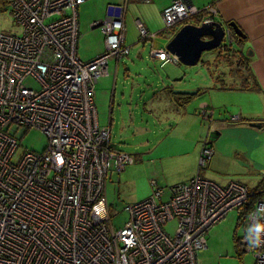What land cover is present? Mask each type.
I'll return each instance as SVG.
<instances>
[{
  "label": "built area",
  "instance_id": "built-area-1",
  "mask_svg": "<svg viewBox=\"0 0 264 264\" xmlns=\"http://www.w3.org/2000/svg\"><path fill=\"white\" fill-rule=\"evenodd\" d=\"M86 1L12 0L22 34L0 32V264H200L207 232L252 203L251 189L239 181L220 186L197 171L165 198L152 180L153 195L128 204V220L114 229L108 175L134 159L111 146L110 129L99 125L94 102L110 59L130 54L124 41L126 5L109 4L105 19L91 24L101 28L105 51L82 61L78 9ZM171 3L162 14L166 29L192 18L216 21L212 6L198 10L184 0ZM136 24L141 41L156 37L140 20ZM233 36L228 32L225 42ZM152 55L163 65L179 62L170 52ZM29 79L38 89L26 84ZM33 128L47 136L48 146L13 161L19 136ZM202 148L203 170L214 150L208 142ZM250 207L240 245L264 264V196ZM171 221L173 236L164 229Z\"/></svg>",
  "mask_w": 264,
  "mask_h": 264
},
{
  "label": "rangeland",
  "instance_id": "rangeland-1",
  "mask_svg": "<svg viewBox=\"0 0 264 264\" xmlns=\"http://www.w3.org/2000/svg\"><path fill=\"white\" fill-rule=\"evenodd\" d=\"M122 1L124 0H87L79 6L78 31L80 32V38L78 56L82 61H89V59L105 49L104 35L102 30H100L101 28L92 29L91 24L105 19L109 4H118V2ZM128 4L129 11L126 13L127 41L138 44L131 48L128 56L120 60L117 73L114 66L116 59H110L108 65L109 74L99 78L94 102L98 112L99 125L107 127L110 119L113 121L112 126H110L111 137L109 138L111 139V146L118 150L120 149L119 151L127 153L134 159L133 164L127 165L123 171H116L112 168L108 175L107 200L109 213L112 218L111 224L115 230L122 228L123 223L128 220V213L125 212V207L128 204L141 202L153 195L152 180L157 181L158 179L157 186L164 190L165 198L170 197L171 185L159 182L162 180L160 177L163 173H176L172 169L178 167V165H166L164 168L166 171H162L161 164H158L156 159L160 156H171L168 148L173 146L175 142H179V139L172 135L168 137V131L165 128L160 129V125L156 123V120L149 119L148 115L137 111L138 100L135 98L134 93L136 94L135 89H137L140 79L136 76L137 73H142L140 71L142 67L150 66L148 59L150 43H142L135 21L140 19L143 13L151 16L153 10L148 6L144 7L145 4H141L138 0H128ZM197 24L199 25L201 22L198 21ZM165 26L166 24L163 21L162 28L165 29ZM0 32L4 34H22L21 29L14 22L11 10L0 15ZM140 53L141 55H139ZM214 55V52L204 54L200 63ZM192 68L194 69L184 64L180 66L182 72L185 70H193L195 72L200 69V67ZM25 82L28 86L38 89L34 80L29 79ZM115 88L116 94L114 96ZM132 90H134V93H132ZM175 95L176 97H182L178 94ZM229 101L231 102V100H226L227 103ZM128 104L132 106L133 113H131V109L129 111ZM222 109L223 107L213 111H216L217 115H225L231 111L227 110V108ZM167 114L171 117H169L170 121H173L172 119L176 117L173 113ZM232 119L238 121L236 118ZM202 122L206 124L205 121ZM152 133H155V137L151 135ZM198 134L199 129L192 134V137H197ZM240 136H243V134L232 130L228 134H222L220 140L213 146L216 156L215 162L213 160L205 170L201 171L199 170L198 162L197 171H200L203 173L202 175L211 180L240 181L248 184L250 189L256 187L263 178L261 174L263 170L261 169L264 168V158L257 154L253 155V152L248 150L251 144L249 143V137L247 140V134L244 133L243 140L239 138ZM19 139V147L13 161H17L28 150L42 152L49 143L47 136L35 128L26 132L23 131ZM204 139L205 136L202 138V142ZM206 142L204 141L203 144ZM154 143L156 146H153ZM150 159L153 160L148 162ZM183 169L180 172H183ZM157 173L161 176H158ZM239 217H241L239 210L231 211L207 232L206 245L208 247L204 253L198 256L200 264H257L254 255L248 252L245 253L242 245L237 246L235 244L234 236L244 238L248 233L246 217L241 220L240 225ZM164 229L168 235L173 236L176 230V222H169Z\"/></svg>",
  "mask_w": 264,
  "mask_h": 264
},
{
  "label": "crops",
  "instance_id": "crops-1",
  "mask_svg": "<svg viewBox=\"0 0 264 264\" xmlns=\"http://www.w3.org/2000/svg\"><path fill=\"white\" fill-rule=\"evenodd\" d=\"M138 1L141 4H145L144 7L152 8L153 14L151 16L153 17L143 13L140 19L137 20H140L151 34H156V37L146 41L150 43L148 53L150 66H144L140 69L142 73L139 72L136 76L140 79L137 89H135L136 94L132 90L138 100L137 111L148 115L149 119L156 120V123L160 125V129L165 128L168 131V137L172 135L179 139V142H175L173 146L168 148L171 156H160L156 159V162L161 164L162 171H166L164 169L166 165H178V167L172 169L178 174L170 172L169 174L163 173L161 176L158 172V176H161L160 178L162 179L159 182H164L165 185H171L172 187L173 184L175 186L176 184L190 181L198 173L196 168L203 149V142L207 141L208 145L214 150L213 146L217 144L222 134H228L231 130L243 134V136L239 137L241 140L244 139V133L247 134V140L249 137V143L251 144L250 146L248 145V150L252 151L253 155L257 154L264 158V0H184V2L198 8V10L212 6L217 11V22L221 23L225 28H228V24L235 23L243 32V41L234 36L235 41L232 48H230V53L236 54L234 62H237L240 58L247 62L252 73V76L248 78L247 85L249 87L257 85L258 88L254 90L250 88L246 90L222 88L223 84L239 86L240 81L245 77H242L243 75L241 76L240 73H233L236 69L238 71V68L235 67L238 66V63L231 65L230 62L225 61V51L221 52L220 49L214 52L215 55L213 57L202 61L203 63L198 62L195 66H189L191 69H194L192 67H200L195 72L193 70L182 72L180 69L182 64L179 62H166L163 65L164 62L154 57L152 51L167 52V45L180 29L177 26L172 29L162 28L163 11L174 0ZM118 4H125L126 13L129 11L128 0L118 2ZM126 15L124 16L125 26ZM198 21L197 18H192L187 23L197 24ZM136 29L138 30L137 25ZM127 34L128 31L126 29L124 41L130 47L131 52V48L138 43H129ZM146 42L142 41V43ZM104 50L89 59V61L103 54ZM115 62V72L117 73L121 61L116 60ZM178 90H192L197 91L198 94L190 98L189 104L183 105L181 104V99L185 98V96L176 97L175 92ZM115 94L116 88L114 89V96ZM226 100H231V102L227 103ZM112 104L114 105L113 102ZM127 106L129 111L130 109L132 110L130 104ZM222 107L223 109L231 110L230 113L217 115L216 111H213ZM203 110L208 112L209 116L207 118L202 117L201 113ZM131 113H133V110ZM167 113H173L176 116L172 119L173 121H170L171 117ZM232 118H237L238 121H234ZM201 121H205L206 124L201 123ZM112 123L113 121L110 119L109 126H107L110 129V137V126H112ZM195 124L198 128L197 126L195 127ZM197 129H199V134L193 138L192 134ZM151 135L155 137V133ZM204 136L205 139L202 142ZM153 146H156L155 143ZM215 158L214 151V157L211 162L213 160L215 162ZM151 160L153 159L148 160V162H151ZM181 169L184 171L180 172ZM261 170H263L261 173L263 178L251 190L258 189V192H264V168ZM203 176L206 177L205 175ZM212 181L220 186H225L230 182L223 179ZM155 182L158 184V179ZM245 185L248 186V184Z\"/></svg>",
  "mask_w": 264,
  "mask_h": 264
},
{
  "label": "water",
  "instance_id": "water-1",
  "mask_svg": "<svg viewBox=\"0 0 264 264\" xmlns=\"http://www.w3.org/2000/svg\"><path fill=\"white\" fill-rule=\"evenodd\" d=\"M193 5V4H192ZM99 27H96L97 29ZM235 37L244 40V34L235 23L228 24L225 28L217 21L204 22L201 24H184L167 45V52L177 57L179 63L186 66H195L201 62L204 54L221 50L225 47L228 32ZM233 36V37H234ZM234 40L228 39V44L233 45ZM176 94L193 97L198 94L192 90H178ZM255 126V125H254ZM260 127V125H258Z\"/></svg>",
  "mask_w": 264,
  "mask_h": 264
},
{
  "label": "trees",
  "instance_id": "trees-1",
  "mask_svg": "<svg viewBox=\"0 0 264 264\" xmlns=\"http://www.w3.org/2000/svg\"><path fill=\"white\" fill-rule=\"evenodd\" d=\"M11 3H12V0H0V15L6 13L7 11L11 10ZM239 39V38H238ZM240 40V39H239ZM232 48V45L230 44H227L225 45V47L221 48V52L222 51H225V61H228L230 62L231 65H233L234 63H238V66H235L238 68V71L237 69L233 71V73H240V75L242 77H245L243 80L240 81V84L239 86H236L235 84H230V85H225L223 84L222 85V88H240L242 90H246L248 88L250 89H257V85H253L252 87H249L247 84H248V78L249 76H252V73L250 72L251 69L249 68V66L247 65V62L243 61V59H239L237 60V62H234L233 60L235 59L236 57V54L235 53H230L231 52V49ZM247 76V77H246ZM191 97L189 96H185V98L181 99L182 100V103L183 105H185L186 103H188V101L190 100ZM180 104V105H181ZM133 164V163H132ZM207 168V167H206ZM205 168V169H206ZM203 169V170H205ZM199 170L201 171L202 168L201 166L199 165ZM261 186H263L261 184ZM160 188V187H159ZM262 193V194H261ZM264 192H258V189H254V190H251V194H252V198H251V201L252 203L248 204L247 206H245L244 208L240 209V214H241V217H239V225L240 223L242 222L241 220H243L247 213H248V209L251 208L250 206H252L253 202H256V200L262 198L264 196L263 194ZM238 225V226H239ZM234 240H235V244L238 246H240V243H241V238H238L237 236H234Z\"/></svg>",
  "mask_w": 264,
  "mask_h": 264
},
{
  "label": "clouds",
  "instance_id": "clouds-1",
  "mask_svg": "<svg viewBox=\"0 0 264 264\" xmlns=\"http://www.w3.org/2000/svg\"><path fill=\"white\" fill-rule=\"evenodd\" d=\"M183 26V25H182ZM179 27H181V26H179Z\"/></svg>",
  "mask_w": 264,
  "mask_h": 264
}]
</instances>
